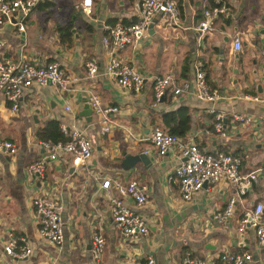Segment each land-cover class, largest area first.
I'll return each instance as SVG.
<instances>
[{"label": "crops", "instance_id": "0c3cea01", "mask_svg": "<svg viewBox=\"0 0 264 264\" xmlns=\"http://www.w3.org/2000/svg\"><path fill=\"white\" fill-rule=\"evenodd\" d=\"M47 1L50 6L35 7L24 18V31L10 23L0 26L1 58L37 65L57 61L68 77L65 89L53 84L26 89L17 113L10 111L0 92V140H11L17 148L14 155L0 152V264H134L146 256L154 257L156 264H182L187 253L220 264L219 254L228 250L250 253L251 264H264V247H257L253 230L238 231L241 206L228 222L215 224V214L225 207L232 187L208 183L185 202L177 186L167 181L182 160L180 147L161 156L149 139L151 128L158 124L155 114L186 105L192 109L191 126L182 144L192 141L202 150L238 155L243 172L264 162V0H233L227 17L214 20L207 34L197 30L207 0H175L177 24L157 16L152 34L148 31L135 48L115 53L143 74L140 93L120 88L105 73L110 55L102 44L111 20L115 24L138 18L137 0H91L90 16L83 12L82 0L37 3ZM33 23L40 26L38 32ZM236 35L242 41L239 51L232 49ZM89 58L97 63L95 76L86 71ZM196 63L202 65L208 86L220 95L213 104L196 99L184 87L193 80ZM171 70L182 91L176 95L168 91V98L154 106V79ZM89 92L98 94L104 105L119 109L111 114L107 133L100 132L93 113L90 121L80 114ZM215 114L221 117L224 135L214 130ZM235 114L250 118L249 123L237 121ZM47 119L84 130L94 142V151L80 165H73L69 156L50 161L41 180L30 165L49 151L35 136ZM137 152L147 154L150 166L122 168L124 155ZM105 178L135 179L147 186L148 201L139 209L148 223L146 236L124 239L119 234L100 185ZM44 191L52 192L64 207V238L59 245L38 233L32 200ZM109 192L117 193L114 188ZM257 201L264 204V181L253 184L243 200L245 205ZM94 234L105 240L98 262L91 256ZM12 239L26 241L32 253L21 259L6 254L3 246Z\"/></svg>", "mask_w": 264, "mask_h": 264}, {"label": "built area", "instance_id": "2783aa9c", "mask_svg": "<svg viewBox=\"0 0 264 264\" xmlns=\"http://www.w3.org/2000/svg\"><path fill=\"white\" fill-rule=\"evenodd\" d=\"M210 2L211 5L206 4L203 19L197 26L200 34H207L213 30L214 20L229 12L233 0H210ZM91 3V0H82V10L87 16L92 13ZM36 4L37 0H0V26L10 23L17 26L19 31H24L23 20L33 11ZM136 8L139 14L136 21L128 24L117 22L108 27L102 37V44L110 55L105 66V73L120 88L140 93L145 85L143 74L128 61L115 56V53L126 48H135L148 36L149 25L157 16L177 24L179 10L175 0H137ZM241 48L242 41L236 35L232 41V49L239 51ZM1 49L2 43L0 42ZM84 65L89 76L97 74L98 66L94 58L87 59ZM49 82L62 89L66 88L68 77L59 62L51 61L44 65H37L27 60L15 63L0 57V92L4 94L10 111L19 112L20 99L26 89L40 88L49 85ZM177 82L173 70L154 79V106L159 103L166 92L170 91L176 95L182 91ZM184 87L196 99L210 104L220 98L219 93L208 86L200 63H196L193 80L186 83ZM257 99L254 98V100ZM87 102L100 126V132H109L113 123L111 114L118 112V107L104 105L95 92H89ZM65 109L70 108L65 106ZM210 112L215 113L213 108ZM215 117L214 130L224 135L221 117L219 114H215ZM234 118L246 124L250 121V118L240 114H235ZM61 130L68 139L65 142L53 144L44 142L49 149L48 153L30 165L31 172L41 180H44L45 169L50 161L69 156L73 165H80L93 155L94 142L84 130L67 128L65 125H61ZM149 139L161 156L174 146L180 147L182 160L168 173L167 181L177 186L185 202H189L194 194L208 183L225 182L231 186L233 192L225 207L215 214V224L222 225L228 222L235 215L236 208L241 206L242 213L238 220V231L252 229L257 247H264V204L257 201L245 205L243 202L252 185L264 181V162L243 172L240 156L230 152L202 150L192 141L182 144L180 137L167 133L160 126L151 128ZM0 152L14 155L17 148L11 140L2 139L0 140ZM100 185L106 190L110 202V216L119 234L124 239L146 236L149 232L148 223L139 209L148 201L147 186L135 179L122 182L119 178H105ZM110 188H114L117 193H110ZM127 201H130L132 205H129ZM32 205L38 219L40 237L52 245L61 244L64 238L65 223L61 200L52 192L44 191L32 200ZM104 248V238L100 234H94L91 242V256L95 261L101 260ZM3 249L9 256L19 259L32 253V248L26 241L18 242L15 239L9 240ZM217 259L221 264H251L253 260L250 253L229 250L223 251ZM134 264H156V260L152 256H146L144 259L134 261ZM182 264H208V262L206 259L187 253Z\"/></svg>", "mask_w": 264, "mask_h": 264}, {"label": "trees", "instance_id": "16d2710c", "mask_svg": "<svg viewBox=\"0 0 264 264\" xmlns=\"http://www.w3.org/2000/svg\"><path fill=\"white\" fill-rule=\"evenodd\" d=\"M50 5L51 3L49 1L44 2L42 4L39 2L36 4L35 7L40 9L42 7H48ZM207 5H211L210 0H207ZM230 11L231 10H229V12ZM228 13L222 16L225 18L227 17ZM135 21L136 20L132 22ZM114 22H115L114 19L110 21L111 26L114 25ZM120 22H123V24L127 23L125 19L120 20ZM132 22H128V23H132ZM60 31H62V29H60ZM167 93L168 92H166L163 95L159 103L161 101L162 102L165 101L168 98ZM191 115H192V109L189 106L179 105L176 108L155 114V117L158 120V124L153 125V127L160 126L167 133L178 136L180 138H184L191 126ZM211 118L214 119L212 115ZM213 124L209 126L211 130L213 129ZM35 136L38 140L50 144L57 142H65L68 139L67 135H65L61 130L60 120L57 119H47L45 123L35 131Z\"/></svg>", "mask_w": 264, "mask_h": 264}, {"label": "water", "instance_id": "95a60500", "mask_svg": "<svg viewBox=\"0 0 264 264\" xmlns=\"http://www.w3.org/2000/svg\"><path fill=\"white\" fill-rule=\"evenodd\" d=\"M156 22L154 19L152 23L149 25V33L152 34L153 32V25ZM74 29H72L73 31ZM49 85L51 84L50 82L48 83ZM93 113V110L90 106L89 103H85L82 107V110L80 114L82 116L87 117V120H91V115ZM138 163H142L143 166L149 167L151 162L149 157L145 152H137L135 154H125L124 157L121 160V167L124 169H131L134 168Z\"/></svg>", "mask_w": 264, "mask_h": 264}, {"label": "rangeland", "instance_id": "374dc122", "mask_svg": "<svg viewBox=\"0 0 264 264\" xmlns=\"http://www.w3.org/2000/svg\"><path fill=\"white\" fill-rule=\"evenodd\" d=\"M78 6H79V9H81V5H79L78 4ZM54 12H57V10L55 9V8H53L52 9ZM36 13H39L38 11H36ZM58 13V12H57ZM43 15H41V17H42ZM41 24V23H40ZM41 25H44V24H41ZM32 27H33V29L35 30V31H39V29H40V26L38 25V24H32Z\"/></svg>", "mask_w": 264, "mask_h": 264}]
</instances>
